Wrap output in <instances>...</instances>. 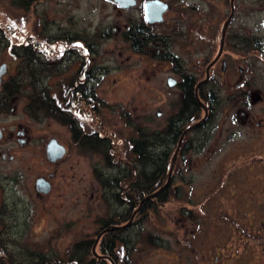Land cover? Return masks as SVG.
I'll use <instances>...</instances> for the list:
<instances>
[{
	"label": "rangeland",
	"instance_id": "obj_1",
	"mask_svg": "<svg viewBox=\"0 0 264 264\" xmlns=\"http://www.w3.org/2000/svg\"><path fill=\"white\" fill-rule=\"evenodd\" d=\"M23 1L0 0V27L16 45L22 42L33 46L40 54L37 61L52 62L47 66L51 75L42 78L38 86L50 88L51 97L62 109L69 107L65 98L71 91H64L67 83L80 69L89 72L88 87H94L101 103L96 104V111L90 104L83 106L84 115L71 116L84 133L98 131L100 136L108 137L114 157L107 164L95 150L77 145L70 129L54 118H32L26 112L28 101L24 96L30 89L23 86V95L9 100V111L0 112V128L12 134L11 139L0 141V264H72L68 252L75 243L84 242V233L92 231L94 225L89 230L84 227L113 211L111 203L101 200L102 180L112 182L127 171L123 169L126 162L134 164L130 141L139 138L141 132L148 139L151 133L164 136L169 118L177 113L181 94L176 65H182L183 72L196 75L197 80L204 79L211 63L205 30L208 22L209 27L223 26L230 14V0H164L170 10L164 23L155 24L151 31L170 36L177 33L178 37L154 41L139 52L123 35L132 24L144 21L140 9L126 11L113 0H34L28 8ZM235 2L237 14L231 33L236 39L231 37V43L238 42L243 29L245 36L256 39L264 51V0ZM190 29L198 34L187 38L178 34ZM39 42L42 45H37ZM233 47L231 59L239 58ZM165 51L172 53L177 63L160 60ZM254 53L249 52L247 57ZM259 61L261 70H255L254 80L264 78ZM4 64L3 82H8L20 62L9 49L0 47V66ZM212 106L209 120L188 137L196 147L188 150L184 163L177 167L171 163L177 148L170 138L164 136L165 144L160 143L155 150L158 153L171 145L169 170L174 167V171H180L173 179L169 203L161 209H150L144 223L146 233L130 231L126 237L130 240V264H264L263 244L232 237V229L224 226L221 217L225 209L222 180L225 182L227 174L236 171L240 161L222 160L235 149L227 143L219 147L215 103ZM201 116L203 112L199 120ZM51 138L65 147L63 158L57 162L45 157V145ZM254 173L246 171L243 179L262 182L263 174ZM38 177L51 183L49 194L35 192ZM174 192L179 196L175 198ZM189 196L193 206L195 200L207 199L205 196L214 199L212 203L203 202L205 207L203 203L195 206L192 218L200 222L192 228L187 227L188 211L177 210L188 205ZM204 212L209 213V225ZM260 219L255 221L256 230L263 228L264 237V222ZM2 255L6 258L1 259Z\"/></svg>",
	"mask_w": 264,
	"mask_h": 264
},
{
	"label": "flooded vegetation",
	"instance_id": "obj_2",
	"mask_svg": "<svg viewBox=\"0 0 264 264\" xmlns=\"http://www.w3.org/2000/svg\"><path fill=\"white\" fill-rule=\"evenodd\" d=\"M147 1L152 0H135L134 5L125 9L123 8L126 11H130L132 9L142 10L141 20L144 21H142V23L139 22L138 24H132L129 30H131V27L133 26L143 25L144 30L146 31L145 37H150L154 41L158 42H163L167 38L174 39L178 37L177 33L175 36H170L167 33L162 34L151 31L155 24L164 23L165 15L170 10V5L164 0H158L165 3L167 9L161 16L163 20L162 22H153V24H151L145 20L144 5ZM112 3L115 4L114 2ZM228 5L229 12L232 13V17L223 37L224 40L220 54L219 49L222 40L221 33L223 28H213L211 25L209 27L208 22V27L205 30V36L209 37L210 40L211 60L209 62H212V65L207 71L208 78L206 72L204 79H201L200 81L196 79V75L188 74L193 76L192 83H194L193 85L195 87L201 82L196 94L194 87V96L196 99L198 98L200 100L201 96L206 100L212 98L215 99L219 147L221 148L226 143L234 145V152L231 155L226 154L222 160L224 159V161H226L233 158L236 162L240 161L239 165L235 167L236 174L233 171V173L227 174L228 176H226L225 182L222 180V183L224 184L223 196L225 209H223L224 212L221 217H224L225 219L224 226L226 225L232 229V237L237 239L241 237L242 239L246 238V241L254 239L255 241H259L264 246L263 228L256 230L255 222L261 217L262 219H260V223L264 222V78L259 76L255 80L253 79V76H255L253 74L256 72L255 70H261L258 59L262 62V68L264 69V51L256 39H250L245 36L243 29H239L241 30V33L240 36L237 37L238 42L235 41L234 43H231V37L235 38L231 32L233 30L232 24L237 14V5L235 0H233L231 4L232 7L230 4ZM229 15L230 14H228V17L226 16L224 21L230 17ZM224 21L222 23H224ZM178 34H180V37L183 35L187 38V36L198 33H195V30L190 29L186 30V32L180 31ZM136 37L139 38V36ZM128 39V42H130L133 39L132 35H129ZM232 45L234 46L233 48H236L234 50L240 54L239 58L231 59L232 52L230 53V47ZM249 52L255 53L252 57H247ZM164 53L165 54L160 57V60L165 62L170 61L171 59L168 60L166 57H168V55L173 56V54L170 52L167 53V51ZM250 59L254 61L251 62ZM178 69L181 74L177 73V76L179 77L177 85L184 80L183 76L188 75L183 72L182 65H179ZM211 69L212 72L210 73ZM238 73L241 74L240 77ZM235 76L237 77L236 80H234ZM4 77L5 75L0 79V92L3 90V84L5 83L3 82ZM211 80H213V82ZM88 83L89 80L82 77L76 82H71L70 89L72 93L75 92L76 94L80 91V89L88 91ZM180 94L182 98V90H180ZM2 97L3 96L0 97V103L3 101ZM12 99L13 97L8 99V103L9 100ZM225 103H227L228 107H226ZM1 107L2 105H0V109ZM210 109V107L209 110L207 108V113H204L203 110V116H201L202 119L195 123H191V125H188L185 129H183V132L180 134L178 139L180 140L181 138L180 146L179 148L176 146V158L173 161L174 167H177L179 163H184L181 155L184 151L180 152L181 147L185 148V157H187L188 150L192 147H196V145H193V142L189 140L188 137L192 132L199 130V128H201L202 125L209 120L208 117L210 118L212 114L211 113L209 116ZM197 123L200 124L198 126H194ZM95 132L98 131H93L92 133ZM99 137L102 138L104 136H100L99 134ZM6 138L11 139L12 134L8 135L3 128H0V141H3ZM127 167L128 165H123V169H126ZM174 167L171 170L170 177L162 183L161 189L165 186L164 184L166 182V184H168V182H171V180L175 178L178 171H174ZM248 170H254L255 175L261 172V174H263L260 177L262 182L259 183L257 181V183H254L244 180L243 174ZM130 184L131 182L129 181H117L116 183L104 182L100 184L103 189L101 200H103L104 203H111L109 207L113 205L114 208L112 209V213L106 217L97 218L91 222L90 226L84 227V229L89 230V228L94 225L93 230L85 232L83 236L84 241H93L91 244L92 246L90 247V254L92 257H89L88 262H82V264H130V254H128V251L130 250V246H128L130 240L126 237H129V234L131 233L130 231H135L137 234L146 233L143 230L144 223L147 221L146 219L150 212V209H148L145 204L148 200L142 201L146 198V196L138 201L137 198L131 195ZM178 194V192H174L173 196L176 198L179 196ZM167 195L169 197L171 192ZM194 198L192 197V202ZM205 198L208 200L204 199L202 202H197L195 200L193 206L189 196L188 199L190 201H187L188 205L177 207V210L185 208L188 211V215H185L187 221L190 223L187 225L188 228L191 226L193 227L196 223L200 222V220L192 218L195 213L193 212L195 206H197V204L199 205V203L201 205L203 202L205 203L209 200L210 203L214 202L213 197L205 196ZM169 200H171L170 197L166 202L162 201L158 208L161 209V207L169 203ZM204 203L202 204L203 206ZM205 214L206 219L204 220H206L205 222L209 225L211 223L210 220H207L210 219V217H208L209 213L206 212ZM204 220H201V223H204ZM246 224L248 226H246ZM249 226L252 227L251 231L249 230ZM94 246L95 255L92 250ZM0 249L3 250L1 245ZM72 253H74L73 249L68 252L67 256L69 257ZM237 254L242 253L238 252ZM4 257L5 256L2 255L1 259ZM70 263L78 264L79 262L72 260Z\"/></svg>",
	"mask_w": 264,
	"mask_h": 264
},
{
	"label": "trees",
	"instance_id": "obj_3",
	"mask_svg": "<svg viewBox=\"0 0 264 264\" xmlns=\"http://www.w3.org/2000/svg\"><path fill=\"white\" fill-rule=\"evenodd\" d=\"M33 1L34 0H25L23 1V6L25 5V7L28 8ZM18 2H20V0H18ZM129 35H132L133 38L130 41L131 46H133V48L138 52L142 50L143 47L148 46L154 41L150 37H145L146 31L144 30L143 25L133 26L131 27V30L127 31L123 35V38L127 43H129ZM136 36H139V38ZM39 44L42 45L40 42L37 43V45ZM0 47L9 49V53H11L12 56L20 62V65L17 67L16 74L12 76L8 82L3 84V90L1 91L3 101L0 103V105H2L0 112L9 111L10 104H8V99L18 95H23L24 92L21 90L23 86L27 85L30 89L29 93L25 92L26 95H24L28 101V104L26 105L27 114L33 116L32 118H54L56 121H59L61 124L67 126L70 129L72 140L77 145L95 150L97 153L102 155L107 164H111L114 157L112 152L114 146L111 144L112 142L110 143L111 140L108 137L100 138L98 132L91 134L84 133L81 126L77 125L71 116V113L77 115L81 113L80 115H84L85 108H83V106H88L90 104L94 108V111H96V104L101 103V100L98 99L95 89L92 86H89L88 91L80 89L77 94L75 92L72 93L70 89L71 82H76L82 77H85L87 80H89V72L86 74L82 69H80L77 73V76L71 78L70 82L67 83L66 90H63L71 91V95L65 98V100L69 101V107L62 109L61 106V108L58 106L60 103L57 102V99H54L55 97H51L49 91L50 88L41 89L38 86V83L42 78L51 75L50 72H47L51 71V69H48L47 66H52V62H47L46 59L44 63L37 61V59L39 60L38 57L40 54H38L33 46L30 44L25 45L22 42L21 44L16 45L10 40V38L7 37L5 30H3L1 27ZM166 58L171 59L172 62L176 63L174 56L168 55ZM177 65L175 72L181 74L180 70L178 69L179 66ZM183 79L184 80L178 84L179 89L183 92V97L180 98L178 105L179 109L177 113L169 118L170 120L166 125V131L164 133V136L170 138V141L175 147L178 144V139L180 134L183 132V129L190 125L191 122L199 120V115L204 110L200 103H202L204 106H207L208 110L209 107L211 108L209 116L212 113L214 107L212 104L215 103V99L212 98L206 100L202 96L199 102L194 96L195 86L193 85L194 83H192L193 76L188 74L183 76ZM71 104H73L74 107L72 106L71 108ZM164 136H162V133H151V138L148 139L149 136L141 132L139 138L134 141H130L132 143L131 148L135 159L134 164L126 162L125 164L128 165L127 171L118 177L115 176L112 181L115 183L117 181L131 182V195L137 198L138 201L143 199L144 196L148 197L150 194L156 193L153 197L145 202L148 209L152 210L154 208L158 209L162 201L166 202L169 199L167 194L172 190L171 185L173 180L168 182V184H166L159 191V189L162 187V183L165 182V180L169 177L167 173L172 156V152L170 151L171 145L168 148L162 147L160 148L161 151L155 153V150L159 148L158 146L160 143H162V145L165 144V142H163V139H165ZM181 151H184L181 154L182 160H184L186 154L185 148L181 147L180 152ZM102 183H104L103 180ZM150 239L151 236L148 237V240ZM92 242L93 241L91 240H85L84 242L75 243L73 246L74 253H72L69 257L67 256L68 262H71L72 260L78 261V264H82V262H88L89 257H92L90 254ZM42 264H49V262Z\"/></svg>",
	"mask_w": 264,
	"mask_h": 264
},
{
	"label": "water",
	"instance_id": "obj_4",
	"mask_svg": "<svg viewBox=\"0 0 264 264\" xmlns=\"http://www.w3.org/2000/svg\"><path fill=\"white\" fill-rule=\"evenodd\" d=\"M113 1L123 8H128L132 5H134V3H135V0H113ZM232 2H233V0H230V5L232 4ZM231 7H232V5H231ZM144 9H145V20H147L149 23L153 24V22L157 23V22L163 21L161 16H162L163 12L166 11L167 8H166L165 3H162L158 0H152V1H147L145 3ZM231 15H232V13H230V15H229L230 17L224 22V24L222 26V28H223L222 33H221V39L222 40L220 43L219 54L221 53V47H222L223 40H224L223 37H224L225 31L227 29V26L230 22V19L232 17ZM211 65H212V62L210 63V66ZM210 66L208 67V69L210 68ZM208 69L206 70V73H207ZM4 73H5V64L0 66V79ZM207 78H208V73H207ZM200 85H201V82L199 84H197V86L195 87V94H196L198 88L200 87ZM197 100L199 101L198 98H197ZM200 105L203 106L204 113H207V107L204 106L202 103H200ZM200 123H197L194 126H198ZM180 140H181V138H180ZM180 140L178 143V148H179L180 143H181ZM45 147H46L45 157L47 158V161H49V162H57V161H59V159H62L63 155L65 154V147L62 144H60L59 142H57V140L55 138L49 139L47 141ZM175 158H176V154H174V156L172 157L171 163L175 160ZM170 170H171V167H170ZM170 170L168 173L169 177H170ZM34 189H35V192H37L39 194L47 195V194H49V192L51 190V185L44 178L38 177V179L35 180ZM155 194L156 193L150 194L143 201L149 200ZM95 244H96V242H95ZM92 250H93V253L95 255V252H94L95 246L93 247Z\"/></svg>",
	"mask_w": 264,
	"mask_h": 264
}]
</instances>
